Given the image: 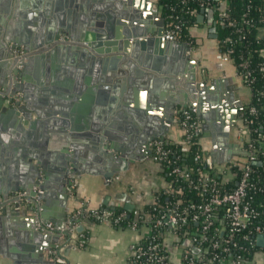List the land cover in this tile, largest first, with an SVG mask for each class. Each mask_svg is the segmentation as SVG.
Masks as SVG:
<instances>
[{
	"label": "water",
	"instance_id": "1",
	"mask_svg": "<svg viewBox=\"0 0 264 264\" xmlns=\"http://www.w3.org/2000/svg\"><path fill=\"white\" fill-rule=\"evenodd\" d=\"M204 11L202 8L198 15L200 20ZM159 18L163 21L159 3L153 0H0V194L28 188L47 201L42 203L40 217L63 226L75 224L78 218L66 207L75 176L95 172L87 163L104 164L110 170H98L109 177L127 168L128 155L133 153L125 148L133 144L138 133L146 145L150 139L165 135L169 121L145 135L157 123L150 107L167 101L161 93L162 82L164 88L174 89L167 106H197L209 125L213 154L219 153V161L238 151V144L230 141L237 110H230L233 115L226 114L223 123L209 116V106L217 103L206 92L214 85L198 78L197 60L191 56L193 46L167 34ZM63 32L65 39L60 38ZM17 44L26 50L25 55L13 53ZM66 70L73 77L60 79ZM19 76L42 88L35 86L42 94L35 99L36 106L20 105L12 99L6 102L10 92L24 90L22 83L17 84ZM45 78L50 85L45 84ZM143 80L150 90L151 103L146 107L132 92L135 84L143 86ZM13 81L16 84L11 88ZM41 105H47V112ZM9 147L17 163L13 180L8 177L5 181ZM118 156L120 164L115 163ZM34 186L42 191H35ZM51 198L59 203L57 215L47 213ZM18 211L15 214L20 219L32 222L35 240L47 236L54 242L59 240V232L36 229V215H20ZM77 229L82 231L84 225L80 223ZM63 232L71 231L66 227ZM258 242L264 245V233ZM59 254L58 248L51 253L53 257ZM64 262L62 257L25 261Z\"/></svg>",
	"mask_w": 264,
	"mask_h": 264
},
{
	"label": "built area",
	"instance_id": "2",
	"mask_svg": "<svg viewBox=\"0 0 264 264\" xmlns=\"http://www.w3.org/2000/svg\"><path fill=\"white\" fill-rule=\"evenodd\" d=\"M229 3V0H221L217 4L207 0L199 1L201 8H205L203 15L207 14L206 9L214 11V24L231 26L232 33L244 35L246 29L253 24L249 10L240 17L233 16ZM250 7L249 4L248 9ZM186 12L191 16L202 13L197 7H188ZM260 20L264 21V15ZM163 25L167 34L182 40L184 20L181 13H169L166 18L163 17ZM259 30L264 28L259 26ZM60 38L65 39L67 36L61 34ZM185 41L194 46L191 41ZM236 42L237 39L232 34L218 39L220 48L225 46L221 49L230 58L235 52ZM12 51L15 55L26 54V50L19 44L12 47ZM255 51L262 57L260 63L264 68V46L256 48ZM250 55L251 51L239 61V67L233 63L242 83L251 90L256 76ZM231 60L233 61L232 58ZM263 93L261 90L260 94ZM7 97L14 102L22 101L19 91L10 92ZM250 112L255 117L259 113L256 106H252ZM176 117L182 131L179 138L171 139L164 135L149 141V157L161 163L163 167L169 165L167 173L170 177H167L165 187L155 194V200L152 202L157 210L155 216L145 214L146 221L141 227L144 226L147 230L139 241L132 244L130 264H245L258 251L264 252V245L258 242L259 235L264 233V225L255 222L264 209V199L257 197L259 193L264 192V164L263 168L254 165L264 147L257 145L252 136L256 130L251 125L254 118L243 117L239 113L238 122L232 125L230 130V141L238 144V156L231 155L228 160L219 161L215 160L211 152L204 150L202 140H211L212 137L197 106H178ZM258 137H264V133L258 132ZM195 143H200L203 150L204 164L199 167L180 160ZM179 144L181 153L178 152ZM259 162L261 165L262 162ZM33 189L42 191L37 186ZM160 193L167 197L166 201L158 200ZM7 205L26 209L36 215V229L42 232H59L64 235L66 227L74 228L75 225L63 226L40 217L42 200L38 194H31L28 188L0 194V209ZM85 214L98 221L114 224L126 215V211L116 214L109 207H98L90 212L77 209L71 215L79 217ZM131 227L141 228L137 221H134ZM167 236H174L180 245L181 255L177 263L172 261L168 252L165 240ZM146 239L150 240L147 244ZM84 243L85 238H80L76 245L81 246ZM52 252L56 253V249Z\"/></svg>",
	"mask_w": 264,
	"mask_h": 264
},
{
	"label": "crops",
	"instance_id": "3",
	"mask_svg": "<svg viewBox=\"0 0 264 264\" xmlns=\"http://www.w3.org/2000/svg\"><path fill=\"white\" fill-rule=\"evenodd\" d=\"M206 12L207 14L204 15L203 20L198 18L200 23L191 26L189 29L197 41L196 45L193 46L194 50L191 52V56L197 60L198 78L214 85V89L212 91L208 90L206 95L211 96L217 104L214 107L209 106L208 112L209 116H216V122L220 123L224 120L226 114L233 115L234 111H230L233 109L237 110L235 116L239 118V108L243 103L249 101L251 90L242 83L235 64L218 44L214 11L206 9ZM158 22L163 25L160 18ZM259 34L263 35L264 30H259ZM69 73V70L64 71L60 75L62 77L60 79L73 77L72 72ZM33 77L35 79V75L31 74V78ZM18 80L20 83L24 82L21 76L18 77ZM26 83L28 84L25 85L24 90H18L22 95L20 105L30 104V106H36L35 99L42 94L35 89V83ZM141 83L143 86L135 84L132 92L133 95L136 94L140 105L143 104L146 107L151 103L147 94L150 90L145 88L144 84L146 82L144 80ZM45 84L50 85L51 83L45 78ZM160 86L161 93L166 95L167 101H164L163 105L157 102L155 106L150 107L152 117L157 119V123L151 131L147 129L145 135L148 132L152 133V131L157 130L169 121L165 135L171 139H177L182 132L176 117V108L180 105L167 106L168 101L174 97V89L171 87L164 88L163 82ZM48 99L51 102V99ZM9 101L6 96V102ZM40 107L43 112H47V105L45 107L41 105ZM32 114L33 117H37L34 111ZM203 121L208 128L209 125L204 118ZM13 141L16 140L13 138ZM149 141L148 145L140 141L138 133V137L134 138L133 144L125 148L133 153L128 155L127 168L116 170L109 177L98 170H110L101 162L100 166L87 163L86 165L95 172L84 171L75 176L70 191L71 197L68 200L66 209L70 212L77 209L87 212L90 209L119 204L126 208L130 207L134 211L143 212L145 205L152 203L155 200V194L164 188L167 183V174L163 165L149 157ZM202 145L206 152H211L215 160H219V153L217 155L213 154L212 139L202 140ZM7 150L9 153L5 154V157H7V161H5V181L8 177L13 180L12 174L17 163L12 158L13 148L9 147ZM237 152L233 150L231 155L238 156ZM94 154L96 155V152ZM119 156L115 159L117 164L121 163ZM46 202L45 199H42V203ZM58 206V201L51 198L50 208H48L50 212L47 213L57 215L59 213ZM4 208L0 209V264H27L28 262L25 263V261L34 259L46 261L59 257L65 260L62 264H130L132 244L139 241L147 230L144 226L141 228L117 226L107 221H98L85 214L77 217L78 221H76L74 228H69L71 232L69 234L64 233L56 242L48 236L35 240L32 236L34 231L31 227L32 222L29 219H20L19 215L15 214L18 211L15 207L11 209ZM19 210L20 215L32 214L23 208ZM80 223L84 225L82 231L77 229V225ZM80 238H85V243L81 246L76 245ZM175 239L174 236H167L165 240L172 261L177 263L180 260L181 250ZM53 242L56 244L54 245ZM30 244L36 249H31ZM42 244L45 245L43 248ZM57 248L61 254L53 257L51 255L52 250ZM245 264H264V252L258 251Z\"/></svg>",
	"mask_w": 264,
	"mask_h": 264
},
{
	"label": "trees",
	"instance_id": "4",
	"mask_svg": "<svg viewBox=\"0 0 264 264\" xmlns=\"http://www.w3.org/2000/svg\"><path fill=\"white\" fill-rule=\"evenodd\" d=\"M157 0L159 3V13L160 16L165 17L169 13H181V17L184 20V26L182 30L181 39L182 40H189L194 45H196L197 41L196 38L190 33V27L199 24L198 16L197 15H189L188 12H186V9L188 7H197L199 10H201L202 6L199 4L200 0ZM206 1V0H204ZM211 1L213 3H218L221 0H207ZM229 7L231 14L233 16L240 17L245 11L249 10V15L252 20V25L248 29H246L245 34L242 35L240 33H232V27L228 25H220L215 24V27L217 29V38L222 39L226 37L227 35L232 34L236 39L237 42L234 44L235 46V52L231 54V58L233 59V62L237 64V67H239V61L244 57L249 55V51H251L250 58L252 59V69L254 71V75L256 76V80L252 84V95L249 101L243 103L241 107L239 108V113L243 117H251L254 118L253 123L251 124L253 128H256L254 133L252 134L253 138H255L257 145L260 147H264V137H258V132L264 133V93L260 94V91H264V68H262V64L260 61L262 60V57L258 56V53L255 51L256 48L264 46V35L259 34V26H262L264 28V21L260 20V17L264 15V0H229ZM251 5L250 9H248V5ZM260 7L262 9H260ZM215 18V16H214ZM230 45V44H229ZM221 48H225V46H222ZM223 51V49H221ZM224 52V51H223ZM252 106H256L258 108V116L255 117L254 114L250 112V108ZM203 120V119H202ZM178 123L180 124L179 120ZM178 146V152L181 153V145ZM185 154V155H184ZM181 157V161L189 162L191 165L195 167H199L204 164L203 159V150L201 144L195 143L192 145L186 153H184ZM262 162L261 165L260 162ZM264 164V151H262L258 156V161L254 163L255 166L259 168H263ZM167 177H170L168 175L169 165L164 166ZM159 193V192H157ZM158 200L161 202H164L167 200V197L162 195L161 193L158 194ZM258 198L264 199V192H261L257 196ZM154 203H147L144 207V211H134L132 209H128L123 205H107L102 206L103 207H109L115 211L116 214H119L122 211H126V215L123 216L117 223H114V225L117 226H131V224L134 221H137L139 224V227H141L145 223V214L149 213L152 216H155V213H157V210L154 208ZM93 209H90L92 211ZM130 215L128 216V214ZM93 219H95L93 216L89 215ZM97 220V219H96ZM256 223H260L264 225V209L261 211L260 215L255 219ZM158 232V230H157ZM160 238V236H159ZM150 240L146 239L145 243L147 244ZM133 258V257H132ZM145 259V258H144Z\"/></svg>",
	"mask_w": 264,
	"mask_h": 264
},
{
	"label": "flooded vegetation",
	"instance_id": "5",
	"mask_svg": "<svg viewBox=\"0 0 264 264\" xmlns=\"http://www.w3.org/2000/svg\"><path fill=\"white\" fill-rule=\"evenodd\" d=\"M61 34H65V36H67V34L66 33H61ZM20 77V76H19ZM18 78V77H17ZM15 81H13V83H12V86H11V88H13V87H15V84H16V82L14 83ZM20 83V81L17 79V84H19ZM28 83H26V81H24V83L22 82V84L21 85H23L24 87H25V85H27ZM31 86V85H30ZM35 86H37L38 88H40V90L42 89L39 85H35ZM44 90V89H43ZM18 91V90H17ZM17 91H15V92H17ZM220 123H223L222 121H220Z\"/></svg>",
	"mask_w": 264,
	"mask_h": 264
},
{
	"label": "rangeland",
	"instance_id": "6",
	"mask_svg": "<svg viewBox=\"0 0 264 264\" xmlns=\"http://www.w3.org/2000/svg\"><path fill=\"white\" fill-rule=\"evenodd\" d=\"M154 1H156V0H154ZM159 9H160V7H159Z\"/></svg>",
	"mask_w": 264,
	"mask_h": 264
}]
</instances>
